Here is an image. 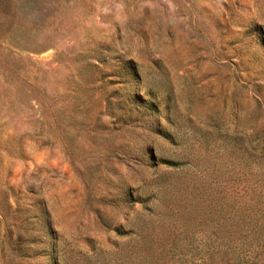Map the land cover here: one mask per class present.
<instances>
[{
	"label": "rangeland",
	"instance_id": "374dc122",
	"mask_svg": "<svg viewBox=\"0 0 264 264\" xmlns=\"http://www.w3.org/2000/svg\"><path fill=\"white\" fill-rule=\"evenodd\" d=\"M238 258L264 264V0H0V264Z\"/></svg>",
	"mask_w": 264,
	"mask_h": 264
},
{
	"label": "trees",
	"instance_id": "16d2710c",
	"mask_svg": "<svg viewBox=\"0 0 264 264\" xmlns=\"http://www.w3.org/2000/svg\"><path fill=\"white\" fill-rule=\"evenodd\" d=\"M242 262V263H241ZM248 263V261H242L241 259H236L235 261H233V262H230L229 264H247ZM253 264H259V263H257V262H254Z\"/></svg>",
	"mask_w": 264,
	"mask_h": 264
}]
</instances>
